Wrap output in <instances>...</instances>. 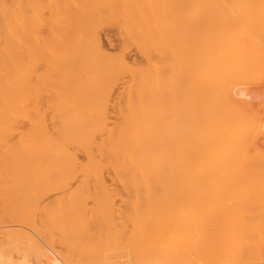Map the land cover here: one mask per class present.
I'll return each mask as SVG.
<instances>
[{"label":"bare ground","instance_id":"bare-ground-1","mask_svg":"<svg viewBox=\"0 0 264 264\" xmlns=\"http://www.w3.org/2000/svg\"><path fill=\"white\" fill-rule=\"evenodd\" d=\"M116 2L117 14H124L125 24L136 22L134 15L156 6L147 0ZM31 3L0 0V183L61 186L78 173L79 185L92 183L104 188L103 173L108 172L123 186L146 188V196L154 204H173L178 197L182 203L186 200L190 205L198 201L204 204L199 198L204 192L200 188L209 181L208 169H218L226 164L227 155H236L241 137L247 141V149H254L249 140L259 135L258 120L253 115L256 112H249L250 103L240 96L236 84L241 78L264 74V67L248 61L245 53L249 56V49L241 47L235 37L242 34L244 40L264 48V0H202L203 14L195 16L197 21L192 23L186 40L160 39L159 32V41L149 38L147 32L144 38L149 39H135L145 51L149 47L157 50V59L148 57L141 66H130L122 54H108L96 37L73 41L61 40L62 37L53 41L36 39ZM76 3V23L81 21L79 18L83 23L91 22V18H99L104 12L98 0ZM111 10L109 14L115 17ZM57 20L61 23L54 20L53 24L65 22ZM90 27H85V36L95 33V28ZM127 28L126 25L124 31L128 32ZM123 72L130 74V80L123 86L126 90L122 102L116 103V120L110 122L109 102ZM254 95L259 93L255 91ZM153 187L160 190H150ZM164 210L160 211L163 215ZM174 210L176 216L186 213L190 219H198L201 212L182 211L177 205ZM200 215L205 220H199L206 222L207 211ZM47 216L53 222L75 219L56 213ZM193 234H179L181 238L173 235L172 242L182 240L179 243L183 250L192 243L194 248ZM140 239L141 235L136 234L129 241L131 247L126 245L134 252L128 260L132 264L143 258ZM161 252L162 258L168 256ZM124 256L128 255L123 253Z\"/></svg>","mask_w":264,"mask_h":264},{"label":"rangeland","instance_id":"rangeland-1","mask_svg":"<svg viewBox=\"0 0 264 264\" xmlns=\"http://www.w3.org/2000/svg\"><path fill=\"white\" fill-rule=\"evenodd\" d=\"M103 1L98 0L100 2L98 6L100 5L102 7L100 9L106 14L102 12L99 15L100 19L98 16L93 19L89 18L92 23L87 18L86 21L91 23L89 24V22H81L83 21L81 18H79L81 23L78 18L77 22L79 23H76L75 17H78V13H76L78 11H75L78 10L76 0L75 3L66 0L69 4L64 0H31L34 37L38 40L49 41L60 40L61 37V40L68 41L78 40L81 37L88 39L96 37L101 40L108 54L113 56L122 54L130 66H141L145 65L148 57L157 59V50L149 47L145 51L135 39H146L147 37L144 38V36L148 34L149 38L159 41L160 35L158 34L166 33L165 35L161 34L160 39L186 40L191 34L192 23L197 21L195 16L203 14L202 0H147L148 4L151 6L155 4L156 8H146L147 10L142 14L133 16L135 17L133 20L136 22L125 24L122 21L124 14L121 12L117 14L116 0H106V4ZM109 1L114 4L110 5ZM108 9H112L111 12L115 11V17L112 16L113 13L109 14ZM68 11L71 13L70 17ZM148 13H151V16ZM188 13L190 14L188 15ZM119 14L121 17L118 16ZM185 16L188 17L189 22ZM105 18L108 19L105 20ZM57 19L65 22L56 25ZM54 20L56 23L53 24ZM59 23L61 22L58 21L57 24ZM68 23L72 27L67 25ZM129 24L132 26L130 27ZM126 25L131 28L130 30L127 28L128 32L124 31ZM186 26H188V30L184 31L183 28H187ZM68 27H70V31L67 32ZM85 27H90L92 30L95 28L93 37L91 34L85 36L87 33V30L84 31ZM145 28L148 31H145ZM168 28H170L169 31ZM76 29H80L79 32ZM157 32L159 33L157 34ZM149 34L151 35L149 36ZM70 36L71 38H69ZM176 36L178 39L175 38ZM235 39L240 41L241 47L246 46L249 49V56L245 53L248 61L261 63L264 67V48L261 47V49L246 39L244 40L242 34ZM241 58H243V50ZM255 77L257 81H255ZM249 78H243L246 79L245 81L241 78L240 81H243H238L236 89H239L240 96L250 103V107L247 105L249 112L253 111L252 114L256 112L253 115L258 120L259 135L254 136L255 139L249 140L252 141L254 149H247V141L241 137L238 143L239 151L236 155L226 156L229 161L226 160V164L221 166L222 169L221 167L212 169L213 171L211 168L208 169L209 181L205 187L200 188L205 192L199 197H202L204 204H200L197 197L195 201H198L199 204L196 202L193 203L194 205L187 204L186 200L182 203L178 197L175 201L176 204H174L175 202L173 204L172 202H162L157 205L146 196V188L123 186L108 172L103 173L106 184L104 188L92 183L79 185L78 173L76 178L61 186L0 183V260H2L0 264H132V261L129 262L131 260L129 257L134 252L126 247H131L132 244L129 241L136 234L141 235L139 247L143 252V254L141 252L143 258L139 260L138 264H264V74ZM129 80L130 74L123 72L112 92L109 102L110 122L116 120V103L122 102L126 90V87L123 88V86ZM247 90L249 93L253 91V96L248 94ZM254 90L257 94L259 93L258 97L254 95ZM214 179L218 183H215ZM150 190L159 191L160 189L153 187ZM192 200L194 201V198ZM176 205L179 210H191L196 214L199 213V210H201L200 213L207 211L209 216L206 222L199 220L203 216L200 213L197 215L198 219L193 217L190 219L186 213L176 216L174 210ZM156 208L160 211L165 209L166 215ZM157 211L161 213H157L160 220L156 217ZM55 213L72 215L75 219L69 223L53 222L47 215ZM161 215L164 216L165 221ZM163 226H166L165 228L168 230ZM238 227H242V229L239 230ZM182 230L184 231L181 232ZM190 232L194 233L191 240L192 242L196 241V246H194V248L197 247L196 250L192 246L195 245L194 243L183 250V246L180 244L183 242L181 239H179L180 243L177 242L179 245L172 242L174 241L173 235L181 238L179 234L187 235ZM195 233L197 236L194 239ZM127 243L128 246H126ZM198 243L203 244L201 245L203 247ZM189 246L193 249L191 247L189 249ZM160 252L163 253V256L168 255L166 256L167 260L161 257ZM123 253L128 256L123 257Z\"/></svg>","mask_w":264,"mask_h":264}]
</instances>
